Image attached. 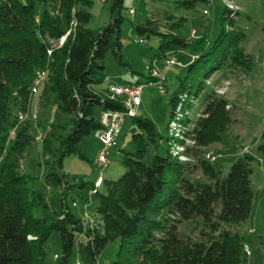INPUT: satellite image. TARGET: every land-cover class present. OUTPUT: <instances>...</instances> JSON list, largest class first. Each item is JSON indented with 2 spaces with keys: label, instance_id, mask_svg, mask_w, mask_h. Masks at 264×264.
I'll return each instance as SVG.
<instances>
[{
  "label": "trees",
  "instance_id": "1",
  "mask_svg": "<svg viewBox=\"0 0 264 264\" xmlns=\"http://www.w3.org/2000/svg\"><path fill=\"white\" fill-rule=\"evenodd\" d=\"M36 1L43 6L38 18ZM196 1H190V6ZM89 2L0 0V264H49L44 245L52 230H57L60 237V264H69L74 254L80 264H97L98 255L115 240L120 248L117 254L126 248L131 264H246L245 241L237 227L251 215L254 205L250 178L254 157L237 156L226 174L204 157L203 148L219 141L233 121L232 106L222 94L208 90L197 117L192 120L190 114L205 81L227 63V56L230 67L242 62L244 53L239 42L244 34L235 29L238 12L227 5L222 19L229 28L221 29L208 53L233 32L231 42L222 49L220 62L217 60L206 71L195 92L186 80L172 92L164 154L145 160L147 141L156 144L161 136L149 117L136 114L132 117L136 127L131 133L136 148L125 153L124 172L114 179L103 178L100 186L104 191L95 190L98 203L90 213L93 219L77 217L69 210L67 191L84 187L88 181L70 180L62 170L64 157L75 154L86 158L80 142L100 127L101 110L121 109L119 102L106 93V86L100 85L105 79L106 53L111 50L120 60L123 0H109L108 21L97 29L88 27ZM140 5L145 6V0H140ZM71 20L75 22L73 30L58 45ZM182 23L176 19L161 31L154 19L146 17L133 27L135 34L147 38L156 35L155 55L166 58L168 52L187 44L180 33ZM39 68L47 70L43 95L51 90L56 94L55 105L73 115L57 147L46 146L50 173L62 186L54 221L32 214L34 208L47 207V203L40 192L29 190L20 171L23 150L33 140L30 120L23 121L14 139L7 143L16 112L30 100L29 86ZM174 121L176 128L171 126ZM257 149L264 150V144ZM196 168L202 177H191ZM182 221L194 222L198 234L180 232L178 224ZM108 264H120V260L115 258Z\"/></svg>",
  "mask_w": 264,
  "mask_h": 264
},
{
  "label": "rangeland",
  "instance_id": "2",
  "mask_svg": "<svg viewBox=\"0 0 264 264\" xmlns=\"http://www.w3.org/2000/svg\"><path fill=\"white\" fill-rule=\"evenodd\" d=\"M190 1L192 0H145V6L142 7L140 0H123L120 60L111 50L106 53L105 79L101 86L111 82L142 84L137 116L149 117L161 136L156 138V144L147 141L145 160L149 161L154 154H164V137L167 134L166 126L170 114L169 98L172 92L181 80L191 84V90L195 92L206 71L217 60L220 62L222 49L230 44L233 32L228 33L210 53L208 51L221 29L229 28L222 19L223 8L227 5L238 12L235 29L244 34L239 42L244 53L242 62L230 67V56H227V63L222 64L205 81L204 88L193 101L190 114L192 120L197 117L208 90L222 94L232 106L233 121L221 133L219 141L203 148V155L222 174L227 173L237 156L246 154L254 157L250 175L255 193L254 205L251 215L240 223L237 231L243 236L249 249L246 264H264V150L257 149L259 144H264V0H197L193 6H190ZM109 4V0H90L89 28L97 29L108 21ZM131 8L134 9L132 13L129 11ZM35 10L38 18L43 10L38 1L35 2ZM146 17L154 19L161 31L168 29V23L181 20L183 23L180 33L187 44L174 52H168L166 58L156 56L157 36L151 35L147 38L134 32L133 23L143 22ZM70 25L71 21L66 29ZM64 27L65 23L62 22V28ZM139 38L144 41L140 42ZM52 44L55 45L56 42L52 41ZM197 57L200 59L196 60ZM170 59L173 61H169ZM194 61V66L188 70ZM153 69L159 71L157 79L152 76ZM42 85L32 96L29 94L30 100L22 109L27 111L30 105V110H36L37 115L30 120L33 140L23 150L20 171L25 176L29 190L40 192L47 203V207L34 208L32 214L54 221L60 209L62 186L50 173L51 164L47 159L46 146L52 149L57 147L58 138L71 126L73 115L63 112L55 105L56 94L51 90L44 96ZM13 109L16 110L17 107L13 106ZM132 127H136L134 118L125 116L118 143L109 148L108 163L105 166L96 167V155L101 142L94 132L80 142L86 158L75 154L64 157L62 170L68 173L69 179L82 178L88 181L84 187H72L66 193L69 210L77 217L93 219L90 213L95 210L98 196L91 191V183L99 172L107 179L117 178L124 172L125 153L133 152L136 148L131 136ZM173 147L180 149L179 146ZM191 177H202L201 170L194 169ZM97 189L104 191L103 186ZM162 216L167 214L163 213ZM178 227L184 234H198L194 222L182 221ZM44 246L48 263L60 264L61 246L57 230H52ZM119 249L117 240L108 243L98 255L97 264H108L115 258L120 260V264H131L130 252L122 248L118 255ZM54 254L58 257H54ZM76 261L81 263L75 254L69 258V264H75Z\"/></svg>",
  "mask_w": 264,
  "mask_h": 264
},
{
  "label": "built area",
  "instance_id": "3",
  "mask_svg": "<svg viewBox=\"0 0 264 264\" xmlns=\"http://www.w3.org/2000/svg\"><path fill=\"white\" fill-rule=\"evenodd\" d=\"M131 13L134 9L129 10ZM206 10H204L205 12ZM75 26L74 20H71V25L67 27L65 32L57 41L58 45L62 44L65 40L66 36L73 30ZM194 33V30L191 31V34ZM140 42L144 40L142 38L138 39ZM48 53L50 50L47 51ZM173 61V60H169ZM159 75L158 69L152 70V76L157 77ZM47 77L46 68L36 69L33 79L29 86V94L32 96L34 93L38 91L39 86L45 81ZM142 84L141 83H109L106 86V93L109 97L114 98L121 105V109H113V108H104L101 110L99 114L100 127L94 130V135L101 142V146L97 151L96 155V167H102L107 165L108 163V153L109 148L116 146L118 143V136L121 130V124L124 120L125 116L134 117L137 114V107L140 104V94H141ZM27 111L18 110L16 112V123L9 130L7 136V143L14 139L17 127L26 120H31V118H35L37 113L36 110H30V105L27 107ZM175 121L171 123V126L175 127ZM102 174L98 173L97 177L94 180V188L91 189L92 192H95L97 187L101 185L102 182ZM246 253L249 252L247 245L244 247ZM54 257H58L57 254H54ZM75 264H80L79 261H76Z\"/></svg>",
  "mask_w": 264,
  "mask_h": 264
},
{
  "label": "crops",
  "instance_id": "4",
  "mask_svg": "<svg viewBox=\"0 0 264 264\" xmlns=\"http://www.w3.org/2000/svg\"><path fill=\"white\" fill-rule=\"evenodd\" d=\"M111 83H114V82H111ZM107 85H108V84H107ZM107 85H106V86H107ZM100 86H101V85H100Z\"/></svg>",
  "mask_w": 264,
  "mask_h": 264
}]
</instances>
